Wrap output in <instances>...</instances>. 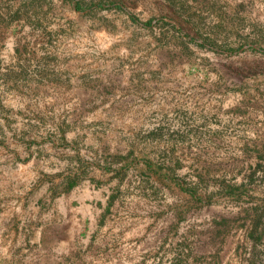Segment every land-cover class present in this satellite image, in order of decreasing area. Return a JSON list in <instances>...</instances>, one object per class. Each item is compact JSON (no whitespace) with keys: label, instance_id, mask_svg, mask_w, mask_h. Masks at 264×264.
<instances>
[{"label":"rangeland","instance_id":"374dc122","mask_svg":"<svg viewBox=\"0 0 264 264\" xmlns=\"http://www.w3.org/2000/svg\"><path fill=\"white\" fill-rule=\"evenodd\" d=\"M237 43L264 0H0V264H264Z\"/></svg>","mask_w":264,"mask_h":264},{"label":"bare ground","instance_id":"6f19581e","mask_svg":"<svg viewBox=\"0 0 264 264\" xmlns=\"http://www.w3.org/2000/svg\"><path fill=\"white\" fill-rule=\"evenodd\" d=\"M148 19V18H147ZM148 21V20H147ZM145 23V22H144ZM144 26V25H143ZM132 35V32H128L127 36ZM147 38V37H146ZM152 42L154 43L153 39ZM245 43V42H244ZM260 43V42H259ZM151 44V43H150ZM233 44V43H232ZM247 44V43H246ZM264 46V45H262ZM242 47L243 45H239L238 43L236 45H232V47L230 49H228L229 51H231L232 53L238 55V56H244V58H242L241 60H239L237 63H230V64H219L218 66L221 68L222 72H227L228 73H233L234 75H236L238 73L241 72H252L255 70H260V69H264V59H260L261 57H259V59H253L251 57L253 51L252 49H250L247 45L245 47V49H243L244 51H242ZM261 48L264 49V47H261L260 45H256L255 49L256 50H260ZM218 51V50H217ZM230 53V52H229ZM256 53V52H255ZM258 53V52H257ZM258 55V54H257ZM260 56V55H259ZM255 57V56H254ZM264 57V56H263ZM241 58V57H240ZM256 58V57H255ZM216 62V61H214ZM222 63V61H220ZM225 62V61H224ZM227 63V61H226ZM215 65V64H214ZM223 72V73H224ZM257 72V71H256ZM244 73V74H245ZM226 74V73H225ZM248 74V73H246Z\"/></svg>","mask_w":264,"mask_h":264}]
</instances>
